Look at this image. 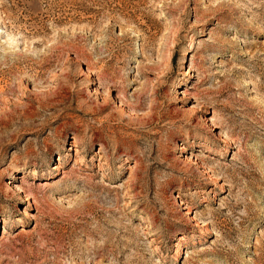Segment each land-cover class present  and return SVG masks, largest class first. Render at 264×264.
<instances>
[{"label":"rangeland","instance_id":"374dc122","mask_svg":"<svg viewBox=\"0 0 264 264\" xmlns=\"http://www.w3.org/2000/svg\"><path fill=\"white\" fill-rule=\"evenodd\" d=\"M0 31V264H264V0H0Z\"/></svg>","mask_w":264,"mask_h":264},{"label":"bare ground","instance_id":"6f19581e","mask_svg":"<svg viewBox=\"0 0 264 264\" xmlns=\"http://www.w3.org/2000/svg\"><path fill=\"white\" fill-rule=\"evenodd\" d=\"M2 34V31H0V35ZM5 34V33H4ZM10 40V39H9ZM88 72V71H87ZM183 92V91H182ZM93 94V93H92ZM221 135L219 134V133H217V134H215V137L216 138H219ZM223 137V136H222ZM70 146L74 149L73 151L74 152H77V146H76V144H75V142H71L70 143ZM79 148V147H78ZM57 160H59V158H57ZM184 162H186V161H184ZM24 165H22L21 167H17V168H15V170L13 171H11V172H9L8 174H7V180H11V179H19L18 177H16L15 178V176H12L13 175V173H15V172H20L22 169H24V168H22ZM134 168V166L133 167H131V169H133ZM10 175V176H9ZM33 175H35L36 176V171L35 170H33ZM51 178V176L49 175V174H46V176H43L42 174H41V177L39 178V180H42V181H46V180H48V179H50ZM22 179V178H21ZM37 179V178H36ZM38 180V179H37ZM4 184H7V183H4ZM8 185H10V183L8 184ZM22 186H24V185H22ZM6 188H8L9 190H11L12 192H17V193H20L21 194V197H22V201L23 202H28L29 201V195H27V194H25L24 193V187H23V190H22V188L20 187V186H13V185H11L10 187H7L6 186ZM29 191V190H28ZM27 192V191H26ZM22 202V203H23ZM23 212V211H22ZM21 212V213H22ZM193 222V225H194V227L195 228H198L199 226V224H198V222L196 221V220H193L192 221Z\"/></svg>","mask_w":264,"mask_h":264}]
</instances>
